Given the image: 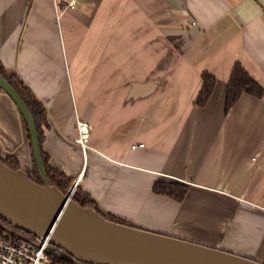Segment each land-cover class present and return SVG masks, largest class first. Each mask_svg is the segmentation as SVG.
Instances as JSON below:
<instances>
[{"label":"crops","instance_id":"obj_1","mask_svg":"<svg viewBox=\"0 0 264 264\" xmlns=\"http://www.w3.org/2000/svg\"><path fill=\"white\" fill-rule=\"evenodd\" d=\"M24 2L0 0V61L47 109L49 164L107 216L264 262V221L228 210L264 207V93L225 106L236 59L264 87V0H29L19 25ZM203 70L216 84L198 106ZM149 79L152 91L128 94ZM4 94L5 145L28 167L22 119ZM77 120L91 126L84 149ZM159 178L193 187L176 200L153 190Z\"/></svg>","mask_w":264,"mask_h":264},{"label":"water","instance_id":"obj_2","mask_svg":"<svg viewBox=\"0 0 264 264\" xmlns=\"http://www.w3.org/2000/svg\"><path fill=\"white\" fill-rule=\"evenodd\" d=\"M25 0L19 19L22 24L28 9ZM6 76L13 70L6 69ZM156 80L132 82L128 94L152 91ZM0 90L14 103L23 123V138L28 141L41 182L33 181L26 167L12 168L0 160V216L16 228L64 249L74 258L93 264H264L252 257L217 246L202 244L138 226L106 218L107 208L82 206L72 198L76 182L63 192L49 182L43 164L34 117L18 92L0 72ZM0 125V157L19 155L18 150L6 147L8 131ZM17 143L10 149L17 148ZM160 181L192 185L176 178ZM157 181V180H156ZM203 189V188H201ZM186 196V194H185ZM184 196V197H185ZM237 210L228 208L229 215L237 214L264 221V207L244 202ZM256 228H261L255 225ZM264 225L262 226V228Z\"/></svg>","mask_w":264,"mask_h":264},{"label":"trees","instance_id":"obj_3","mask_svg":"<svg viewBox=\"0 0 264 264\" xmlns=\"http://www.w3.org/2000/svg\"><path fill=\"white\" fill-rule=\"evenodd\" d=\"M0 72L5 77H7L9 83L21 96V98L28 106L29 110L31 111L34 117V121L37 126L41 156L49 182L55 185L60 190H62L63 192L67 191V189L71 184V177L66 175L63 171L59 170L58 168H55L49 164L48 154L47 152L44 151L42 146V142L44 138L42 127L43 126L48 127L47 109L45 105L35 96V94L32 92L29 86L17 73L13 72L10 76H6L5 69L1 64V61H0ZM200 79H201L200 88L194 98V103L198 106H204L208 98L210 97L211 93L213 92V89L215 88L216 77L208 70H203L200 73ZM263 93H264V87L260 83V81L255 76L249 73V71L247 70L246 66L244 65L241 59H236L232 64L230 74L225 87L226 109L229 110L237 102V100L242 94H248L255 98L260 99ZM2 162H4L5 164H7L12 168L20 167L19 161L13 155H10L6 161H2ZM26 170L33 181H36L38 183L41 182L33 157L31 161V165L28 166ZM153 190L157 193L167 194L175 198L176 200H181L186 192V186L180 183L157 180L154 182ZM72 198L75 202H77L82 206H91L96 209L99 207L98 201L94 197H92L87 191H85L81 186H77L75 188ZM0 218L6 221L2 216H0ZM106 218L117 221L125 225L135 226L134 224H132L127 220L114 217L112 215L106 216ZM10 225L13 226L12 224ZM16 229L20 232L31 234L30 232L24 229L21 228H16Z\"/></svg>","mask_w":264,"mask_h":264},{"label":"built area","instance_id":"obj_4","mask_svg":"<svg viewBox=\"0 0 264 264\" xmlns=\"http://www.w3.org/2000/svg\"><path fill=\"white\" fill-rule=\"evenodd\" d=\"M91 126L77 120V134L74 140L84 149L87 146ZM144 142L131 143L130 147L140 148ZM0 264H93L74 258L64 249L33 234L18 231L0 218Z\"/></svg>","mask_w":264,"mask_h":264},{"label":"rangeland","instance_id":"obj_5","mask_svg":"<svg viewBox=\"0 0 264 264\" xmlns=\"http://www.w3.org/2000/svg\"><path fill=\"white\" fill-rule=\"evenodd\" d=\"M0 92H2L3 94L5 93V92L2 91V90H0ZM5 94H6V93H5ZM5 94H4V95H5ZM7 96H8V95H7ZM28 166H30V165H28ZM26 168H27V167H26ZM207 240H208V241H211V242L214 241V239H213L212 237H207ZM201 242L204 243L203 241H201ZM218 247H219V246H218Z\"/></svg>","mask_w":264,"mask_h":264},{"label":"flooded vegetation","instance_id":"obj_6","mask_svg":"<svg viewBox=\"0 0 264 264\" xmlns=\"http://www.w3.org/2000/svg\"><path fill=\"white\" fill-rule=\"evenodd\" d=\"M10 155H5V156H3V157H0V160L1 161H6L7 160V158L9 157ZM27 171V170H26ZM107 216V215H106Z\"/></svg>","mask_w":264,"mask_h":264}]
</instances>
